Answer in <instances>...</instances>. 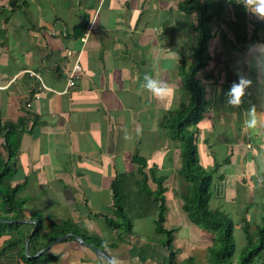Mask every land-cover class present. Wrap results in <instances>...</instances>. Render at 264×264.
<instances>
[{
    "label": "crops",
    "instance_id": "crops-1",
    "mask_svg": "<svg viewBox=\"0 0 264 264\" xmlns=\"http://www.w3.org/2000/svg\"><path fill=\"white\" fill-rule=\"evenodd\" d=\"M198 4L211 16V37L196 75L207 102L197 151L199 164L215 169L208 207L232 221L228 258L238 264L243 228L264 218V127H244L250 105L264 113V84L246 62L251 46L264 45V21L236 0H0V264H111L70 238L40 252L49 243L32 239L37 228L46 235L64 222L97 239L91 245L112 264H226L211 258L213 235L183 210L179 143L163 128L168 112L189 101L181 64L196 62ZM77 61L79 78L67 89ZM238 70L253 84L233 108L227 92ZM146 76L172 94L154 98ZM9 126L19 138L11 160ZM156 178L169 244L157 229Z\"/></svg>",
    "mask_w": 264,
    "mask_h": 264
},
{
    "label": "trees",
    "instance_id": "trees-1",
    "mask_svg": "<svg viewBox=\"0 0 264 264\" xmlns=\"http://www.w3.org/2000/svg\"><path fill=\"white\" fill-rule=\"evenodd\" d=\"M197 8L201 16L198 30L202 33V36L196 49V62L190 66H187L184 62L181 64L183 89L189 94V101L182 103L177 110L168 112L163 123V128L173 140L179 143L182 165L179 174L184 183L182 192L183 210L193 224L200 226L213 235V247L210 250V256L213 260L222 262L226 256H231L234 252L233 223L221 212L209 209L208 204L211 198L210 187L215 169L206 170L199 164L196 124L201 120L207 102L204 87L196 79V75L206 65L203 54L207 51V42L211 37L209 28L207 27L211 16L206 14L205 5L200 6L198 4ZM8 128L9 130L5 134V149L11 160L17 150L19 138H14L16 133L14 127L9 126ZM2 130L3 128L0 127V131ZM16 139L17 142L15 141ZM133 159L140 165H144V162L138 157ZM5 172L6 170L2 171L1 176H4ZM155 182L157 184V191L154 197L160 203L157 229L159 232L165 234L167 244H169L171 242V233L162 227L164 220V207L162 204V193L164 192L163 179L156 178ZM5 197L8 207L14 208L18 205L16 204L15 191ZM114 205L117 216L124 221L126 218L123 214L119 198L116 195ZM110 224L119 227V225H116L112 221H110ZM42 230V226L38 227L32 237L35 240L42 238L41 246H46L65 233L79 235L85 242L97 247L100 246V242L97 239L81 232L76 226L68 222H64L61 227L55 228L50 234L41 235ZM243 231L247 242L239 253L238 264H255L258 260L264 258V218L261 226L252 231L248 227H244ZM70 239L72 240L73 238ZM45 255L44 253L41 256ZM170 260L171 262L173 260L172 252L170 253ZM30 261L34 262L36 260Z\"/></svg>",
    "mask_w": 264,
    "mask_h": 264
},
{
    "label": "clouds",
    "instance_id": "clouds-1",
    "mask_svg": "<svg viewBox=\"0 0 264 264\" xmlns=\"http://www.w3.org/2000/svg\"><path fill=\"white\" fill-rule=\"evenodd\" d=\"M242 5L247 13L264 21V0H236ZM249 67L255 68L258 74V82L264 84V45H253L249 49V57L246 61ZM238 80L233 82L227 92L228 106L240 108L248 95V89L252 87V80L243 72L238 70L236 73ZM146 87L154 98L163 100L172 94L173 89L163 80H155L146 76ZM246 119L244 127L250 130H256L258 127H264V113L257 112V106L252 104L245 112Z\"/></svg>",
    "mask_w": 264,
    "mask_h": 264
},
{
    "label": "water",
    "instance_id": "water-1",
    "mask_svg": "<svg viewBox=\"0 0 264 264\" xmlns=\"http://www.w3.org/2000/svg\"><path fill=\"white\" fill-rule=\"evenodd\" d=\"M0 222L3 223L4 221H3V220H0ZM34 224H36V222H35ZM69 238H73V239H75L77 242H79V243L85 245V246L88 247L91 251H93L97 256H99V257L105 259L107 262H109V263L112 264L111 259H110V258H109V257L103 252V251H101V250L98 249L97 247H95V246H93V245H91V244L85 242L80 236L75 235V234H72V233H66V234H64V235H61V236L57 237L55 240H53L52 242H50L46 247H44L43 249H41L40 252L45 251L46 249H48V248H49L50 246H52L53 244H56V243H59V242L65 241L66 239H69ZM30 240H31V237H29V238L27 239V244H28V242H29ZM39 254H40V253H39ZM39 254H38V255H39Z\"/></svg>",
    "mask_w": 264,
    "mask_h": 264
},
{
    "label": "built area",
    "instance_id": "built-area-1",
    "mask_svg": "<svg viewBox=\"0 0 264 264\" xmlns=\"http://www.w3.org/2000/svg\"><path fill=\"white\" fill-rule=\"evenodd\" d=\"M27 73L30 76H33L37 80L41 81L40 76L38 74H36L32 71H27ZM78 78H79V75H78V61H77L74 65V67L72 68V70L68 74L67 89L72 88L75 85ZM40 87L44 91H50L43 83H40Z\"/></svg>",
    "mask_w": 264,
    "mask_h": 264
},
{
    "label": "rangeland",
    "instance_id": "rangeland-1",
    "mask_svg": "<svg viewBox=\"0 0 264 264\" xmlns=\"http://www.w3.org/2000/svg\"><path fill=\"white\" fill-rule=\"evenodd\" d=\"M192 129H193V128H192ZM189 131H190V130H189ZM228 257H230V256H226V257H225L226 264H230V259H229ZM239 258H240V256H239V252H238V253L236 254V258H235L236 262H238Z\"/></svg>",
    "mask_w": 264,
    "mask_h": 264
}]
</instances>
